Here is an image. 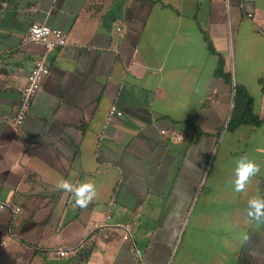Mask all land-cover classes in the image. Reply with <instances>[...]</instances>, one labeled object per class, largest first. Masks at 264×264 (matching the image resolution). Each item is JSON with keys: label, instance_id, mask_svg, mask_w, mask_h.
Instances as JSON below:
<instances>
[{"label": "crops", "instance_id": "1", "mask_svg": "<svg viewBox=\"0 0 264 264\" xmlns=\"http://www.w3.org/2000/svg\"><path fill=\"white\" fill-rule=\"evenodd\" d=\"M33 23L67 44L29 41ZM40 59L51 72L15 127ZM237 87L261 125L228 128ZM242 156L262 171L238 193ZM63 180L99 196L76 207ZM255 197L264 0H0V264H264V223L246 215Z\"/></svg>", "mask_w": 264, "mask_h": 264}, {"label": "built area", "instance_id": "2", "mask_svg": "<svg viewBox=\"0 0 264 264\" xmlns=\"http://www.w3.org/2000/svg\"><path fill=\"white\" fill-rule=\"evenodd\" d=\"M251 14H249V17ZM36 28L37 31L33 32L32 29ZM47 28V32L42 30ZM67 32L60 28L51 27L45 23H33L28 32V40L31 42H38L45 45L48 50H52L58 47L65 46L67 44ZM50 66L46 63L44 59L37 60L33 68L31 69L26 81L23 83L20 91V104L17 108L15 116L12 118V123L15 127L23 124L25 116L28 110L31 108L33 101L38 95L42 88L45 78L50 74ZM122 115V112L117 109L116 106H112L110 110V116ZM163 133L165 131L163 130ZM8 207L7 203L0 202V210H6ZM20 208H15V211H19ZM125 241H133L131 234V227L129 224L125 225ZM59 256H66L69 251L66 249H59L55 252Z\"/></svg>", "mask_w": 264, "mask_h": 264}, {"label": "clouds", "instance_id": "3", "mask_svg": "<svg viewBox=\"0 0 264 264\" xmlns=\"http://www.w3.org/2000/svg\"><path fill=\"white\" fill-rule=\"evenodd\" d=\"M32 31L36 32L37 29L33 28ZM42 31L47 32L48 29L44 28ZM261 171V166L255 161L250 160L247 156L237 158L234 169L235 179L232 181L234 191L238 193L246 192L250 188L253 179L260 175ZM56 188L59 191L74 194L75 206L81 209L87 208L99 196L94 183L74 185L68 180H63L56 185ZM246 215L250 223H264V197L250 199L248 201ZM248 239L249 237L247 235L243 237V241L245 242Z\"/></svg>", "mask_w": 264, "mask_h": 264}, {"label": "trees", "instance_id": "4", "mask_svg": "<svg viewBox=\"0 0 264 264\" xmlns=\"http://www.w3.org/2000/svg\"><path fill=\"white\" fill-rule=\"evenodd\" d=\"M226 78V74L224 75ZM235 95V107L233 109L228 128L235 129L241 124H251L259 126L262 120L253 110V99L244 87H237Z\"/></svg>", "mask_w": 264, "mask_h": 264}]
</instances>
